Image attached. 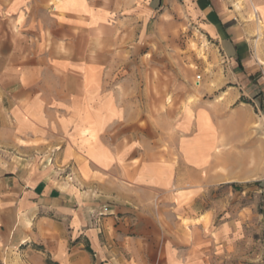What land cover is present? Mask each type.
<instances>
[{"label": "crops", "instance_id": "crops-1", "mask_svg": "<svg viewBox=\"0 0 264 264\" xmlns=\"http://www.w3.org/2000/svg\"><path fill=\"white\" fill-rule=\"evenodd\" d=\"M170 8L231 72L150 123L114 70ZM262 102L264 0H0L6 264H214L229 222L202 219L197 201L264 179Z\"/></svg>", "mask_w": 264, "mask_h": 264}, {"label": "rangeland", "instance_id": "rangeland-1", "mask_svg": "<svg viewBox=\"0 0 264 264\" xmlns=\"http://www.w3.org/2000/svg\"><path fill=\"white\" fill-rule=\"evenodd\" d=\"M195 24L182 8L155 12L149 16L148 32L134 34L132 53L120 57L114 70L122 78L117 87L123 99L142 111L138 119L153 123L166 110H182L219 87L217 74L231 72ZM226 188L214 187L197 201L202 219H214V225L229 222L227 250L214 256V264H264V179L229 183ZM6 262L0 254V264Z\"/></svg>", "mask_w": 264, "mask_h": 264}, {"label": "built area", "instance_id": "built-area-1", "mask_svg": "<svg viewBox=\"0 0 264 264\" xmlns=\"http://www.w3.org/2000/svg\"><path fill=\"white\" fill-rule=\"evenodd\" d=\"M197 78H198L197 80L200 81V79H199L200 78V75H198Z\"/></svg>", "mask_w": 264, "mask_h": 264}]
</instances>
